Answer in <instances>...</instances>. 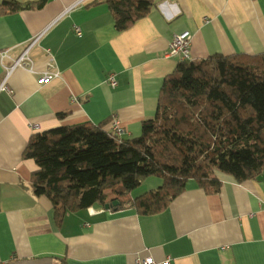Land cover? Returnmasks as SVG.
<instances>
[{
    "label": "crops",
    "instance_id": "1",
    "mask_svg": "<svg viewBox=\"0 0 264 264\" xmlns=\"http://www.w3.org/2000/svg\"><path fill=\"white\" fill-rule=\"evenodd\" d=\"M91 1L48 0L0 15V264H134L139 256L264 264V170L244 182L216 171L221 186L211 192L189 180L157 214L93 206L68 212L61 227L50 198L33 192L36 164L22 158L33 134L108 119L119 120L124 137L141 134L178 66L168 55L176 34L192 33V60L264 53V0H157L124 31L115 29L107 4ZM46 72L59 75L38 84ZM161 183L149 177L129 196Z\"/></svg>",
    "mask_w": 264,
    "mask_h": 264
},
{
    "label": "trees",
    "instance_id": "2",
    "mask_svg": "<svg viewBox=\"0 0 264 264\" xmlns=\"http://www.w3.org/2000/svg\"><path fill=\"white\" fill-rule=\"evenodd\" d=\"M47 2L4 0L0 15L41 9ZM156 3L92 0L89 5L107 4L115 29L124 31ZM112 122L58 126L30 137L22 158L35 161L33 192L50 198L58 227L68 212L107 204L141 215L160 213L189 180L218 191L216 171L238 182L258 177L264 170V53L181 61L165 79L156 115L143 121L139 136L115 135ZM149 177H159L161 185L129 196ZM114 200L119 203L112 206Z\"/></svg>",
    "mask_w": 264,
    "mask_h": 264
},
{
    "label": "built area",
    "instance_id": "3",
    "mask_svg": "<svg viewBox=\"0 0 264 264\" xmlns=\"http://www.w3.org/2000/svg\"><path fill=\"white\" fill-rule=\"evenodd\" d=\"M74 31L77 35H82V28L78 25L74 26ZM39 37L34 39V43L39 40ZM191 43H192V33L190 31H184L180 34H176L170 42L168 55L176 57L179 62L192 60L191 56ZM16 64H20V59L17 60ZM15 66L10 67L9 72L14 69ZM57 72H46V75L41 79H38L37 83H49L54 77L58 76ZM109 83L115 87L116 79L114 74H110L108 78ZM112 131L115 135L124 136L127 133V129L122 126L118 119H113ZM88 215L91 211L84 210ZM134 264H172V259L170 256H166L163 260L157 261L152 256L147 257H137Z\"/></svg>",
    "mask_w": 264,
    "mask_h": 264
},
{
    "label": "water",
    "instance_id": "4",
    "mask_svg": "<svg viewBox=\"0 0 264 264\" xmlns=\"http://www.w3.org/2000/svg\"><path fill=\"white\" fill-rule=\"evenodd\" d=\"M118 203H119L118 200H114V201L112 202V206H113V205H117ZM106 208H107V209H111L110 204H107V205H106Z\"/></svg>",
    "mask_w": 264,
    "mask_h": 264
},
{
    "label": "rangeland",
    "instance_id": "5",
    "mask_svg": "<svg viewBox=\"0 0 264 264\" xmlns=\"http://www.w3.org/2000/svg\"><path fill=\"white\" fill-rule=\"evenodd\" d=\"M111 192H109V194H110V196H113V195H115V193L114 192H112V190H110ZM134 191V190H133Z\"/></svg>",
    "mask_w": 264,
    "mask_h": 264
}]
</instances>
